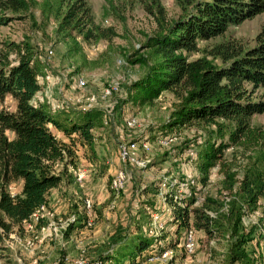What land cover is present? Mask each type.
<instances>
[{"label":"trees","instance_id":"1","mask_svg":"<svg viewBox=\"0 0 264 264\" xmlns=\"http://www.w3.org/2000/svg\"><path fill=\"white\" fill-rule=\"evenodd\" d=\"M139 1L154 17L156 30L141 46L147 54L130 57L129 62L147 71L130 84L124 104L151 103L167 91L175 101L157 134L194 125L209 130L201 143L196 142L193 182L161 180L167 205L162 210L156 207L160 184L145 188L144 194L152 192L153 198L140 201L132 218L134 230L112 240L100 263L143 264L180 243L183 249V234L192 228L208 240H226L222 264H264L248 248L254 232L244 226L246 215L258 208L264 212V124L251 123L255 114L264 112V20L252 46L245 47L234 37L223 38L229 26L264 13V0H195L171 20L159 0ZM59 2H65V10L57 31L66 36L75 32L87 42L114 35L112 28L94 22L88 0ZM30 6L31 0H0V26L12 19L7 13L28 11ZM215 38L221 40L208 49L199 48V41ZM8 46L15 59L8 62L6 53L0 58V100L10 95L14 108L0 110V237L21 231L22 222L47 204L49 190L64 182L67 169L73 170L81 157L90 164L98 162L94 133L104 128L103 111L98 108L53 111L45 99H36L41 89L37 77L47 68L45 62L27 42ZM199 51L201 56L191 57ZM229 148L246 151L242 165L232 167L231 159L224 157ZM235 157L236 151L231 158ZM214 168L221 175L219 188L214 194L203 193ZM14 181L21 182L20 191L11 195L8 187ZM155 212L163 215L157 236L150 233ZM80 221L76 215L64 233L82 226ZM167 223L174 238L160 247Z\"/></svg>","mask_w":264,"mask_h":264},{"label":"rangeland","instance_id":"2","mask_svg":"<svg viewBox=\"0 0 264 264\" xmlns=\"http://www.w3.org/2000/svg\"><path fill=\"white\" fill-rule=\"evenodd\" d=\"M194 1L159 0L168 20L178 18L184 10L191 8ZM88 4L94 22L102 28L113 29L114 35L109 40L87 42L83 40L82 35L75 32L66 36L64 32L57 31L60 16L65 10V2L60 3L59 0H31L28 11L7 13L12 19L0 26V58L6 53L5 60L8 62L15 59L14 50L8 46L10 42L17 44L27 42L34 46L40 58L46 55L47 49L52 50L53 53L45 61V65L53 79L41 85L48 93L46 100L51 109L52 105L59 101H66L70 108L80 109L78 108L80 103L75 101L76 98L93 96L95 106L91 108L102 110L106 120L104 128L94 133L96 154L101 158L96 164H90L81 157L73 170L78 168L84 170L83 182L81 184L75 182L73 170L70 171L69 167L64 175V182L51 190L52 195L48 199L50 203L48 207L53 211L55 222H65L74 214L81 218L82 226H75L67 234L62 232L55 235L48 241L43 253L38 254L42 258L37 259V264H75L78 259H83L85 264H101L100 257L112 247V240L118 235L122 237L134 230L132 218L141 204L140 201L153 198L152 192L144 194L145 188H152L154 184H160L164 179H172L184 185L195 178L197 172L193 158L196 156V142L201 143L209 130L204 125H194L157 134L175 101L173 95L167 91L161 93L151 103L124 104V99L129 95L130 84L147 71V67L129 62L133 54H147V51L136 50L134 46L135 44L142 46L146 38L155 32V19L144 10L139 0H88ZM263 20L264 13H259L241 23L229 26L223 38L234 37L241 39L245 47L252 46ZM220 40L221 38L199 41L198 46L200 49H208ZM201 55L202 52L199 51L194 52L191 57ZM117 58H124L126 64L117 65ZM79 76L84 80L82 87L74 84ZM111 82H116L119 90L108 97H102L103 89ZM13 108L14 100L10 95L0 100V110ZM129 118L136 119L135 126H126ZM251 123L264 124V112L255 114L251 118ZM133 141L147 142L150 148L148 151H143L141 147L135 151L139 158L148 160L147 167L137 168L120 160L118 144ZM235 151L234 160L231 157ZM245 153L246 151L242 152V149L229 148L225 151L224 157L231 159L232 167H236L244 162ZM121 169L127 173L121 187L114 189L111 186L113 188L111 189L109 183ZM220 178L217 169H212L209 184L204 188L200 187L202 192L214 194L219 188ZM19 186L20 181H14L9 185L8 191L15 195L19 193ZM163 189L164 185L160 184V192L158 191L156 195L158 210L167 206L161 196ZM86 199L91 202L89 212L83 208ZM88 221L91 225L86 224ZM40 223L45 222L43 220ZM150 226V233L159 235L160 228L156 229L153 224ZM244 226L245 230L251 229L254 232V238L248 248L260 262H264V212L258 208L246 215ZM170 228L167 223L161 231L160 236H164V239L160 238V247L168 245L166 242L169 238H174ZM196 236L194 250L190 255L185 254L180 243L171 251V258L159 257L143 264H222L226 240L221 237L208 240L198 233ZM68 237L71 240L66 241ZM13 246L14 242L9 239L0 242V254L2 247L14 249ZM8 259L9 264H18L10 257ZM28 263L27 259L22 260V264Z\"/></svg>","mask_w":264,"mask_h":264},{"label":"built area","instance_id":"3","mask_svg":"<svg viewBox=\"0 0 264 264\" xmlns=\"http://www.w3.org/2000/svg\"><path fill=\"white\" fill-rule=\"evenodd\" d=\"M135 49L139 51H141V46L140 44H135ZM52 50L51 49H47L46 50V55L44 57H41V60L43 62L47 61V59H49L52 55ZM116 63L117 65H125L126 62L124 60V58H117L116 59ZM53 79V76L50 74L49 70L46 68L44 70L43 75H39L37 77V80L39 82L40 85H42L45 82H49ZM74 84L78 87H82L84 86V80L82 77H77L74 81ZM119 90V86L116 82H111L107 85V87L105 89H103L102 92V97H108L110 95H112L113 93L117 92ZM39 92V91H38ZM43 100V99H40ZM46 100V99H45ZM77 102H79V107L80 109H88L91 108L93 106H95V99L93 96H89L86 98H76ZM47 102V100H46ZM49 104V103H48ZM69 104L66 101H59V102H55L54 105H52V110L53 111H57V110H65L68 109ZM104 123H106V120H104ZM137 123L135 118H129L126 121V126L128 127H133L135 126ZM141 147L143 151H148L150 148L147 144V142L145 141H133L130 143H119L118 144V155L120 160L124 163V164H131L137 168H142L144 166H146V164L148 163L147 159H142L139 158L136 154L135 151L137 148ZM73 174H74V178H75V182H77L78 184H81L84 180L85 174H84V170L78 168L76 170H73ZM127 173L124 172V170H118L116 172V176L115 179L112 180V184L111 186L114 189H117L119 187H121L122 184V180L124 178V176ZM190 182H193V180L191 179ZM11 195H14L13 193L9 192ZM162 196V194H161ZM165 203V201H164ZM91 207V202L86 199L84 200V204H83V208L89 212ZM161 218H162V214L161 213H153L151 215V224H153V226L158 229L162 227V222H161ZM75 219V215L72 214L71 216H69V218L66 219L65 222H60L57 223L53 220V211L49 209L47 204H41L30 216L28 221H23L22 222V229L21 231L22 234L18 233L20 231H16V232H9L8 234H2L0 237V242H4L5 240L7 241V239L12 240V242H14V249H18V248H23L25 250H32L35 246L36 243L42 241L43 239L49 238V237H53L55 235H57L58 233L61 234L62 232H64L68 225L74 221ZM44 220V224H41L40 222ZM87 225H91L90 221H88L86 223ZM156 231V230H155ZM1 232V229H0ZM67 238V237H66ZM196 232L192 229L189 228L188 230H186L183 234V242H182V246L184 249V252L186 255H190L193 250H194V246H195V242H196ZM71 240V238L68 237V239H66V241ZM9 245V243H8ZM170 254V255H169ZM171 250H165L162 253L156 255L155 257L151 258V259H155V258H171ZM75 264H85V261L83 259H78L76 260Z\"/></svg>","mask_w":264,"mask_h":264},{"label":"crops","instance_id":"4","mask_svg":"<svg viewBox=\"0 0 264 264\" xmlns=\"http://www.w3.org/2000/svg\"><path fill=\"white\" fill-rule=\"evenodd\" d=\"M43 86H41L42 89ZM39 92H37L35 94V98L36 99H47L46 96H48V93H46L43 89ZM43 93V94H41ZM45 96V97H43ZM57 135L60 136L61 134L59 132H57ZM62 139H64L63 137H61ZM81 160V159H80ZM20 186H21V182H20ZM20 186L18 191H20ZM55 189V188H54ZM52 190V189H51ZM51 190H49V192L47 193V205L50 206L49 203V197H51ZM12 232H16L15 230H13ZM54 237V236H53ZM53 237H49L46 239H43L42 241L36 243V245L34 246V248L32 250H23L21 248L18 249H8V248H4L2 247V252L0 254V264H9V257L11 258V260H16L18 262V264H22V260H28V264H37V259H41L42 256L40 257L38 254L39 253H43V251L45 250V247L48 245V241H50ZM38 252V253H37ZM37 253V255H36ZM15 261V262H16ZM39 261V260H38ZM42 260H40L41 263ZM44 263V261H43ZM17 264V263H16Z\"/></svg>","mask_w":264,"mask_h":264}]
</instances>
